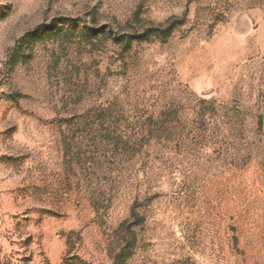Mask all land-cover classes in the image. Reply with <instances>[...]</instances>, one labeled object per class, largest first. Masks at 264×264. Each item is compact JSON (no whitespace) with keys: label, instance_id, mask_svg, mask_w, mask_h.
Instances as JSON below:
<instances>
[{"label":"rangeland","instance_id":"374dc122","mask_svg":"<svg viewBox=\"0 0 264 264\" xmlns=\"http://www.w3.org/2000/svg\"><path fill=\"white\" fill-rule=\"evenodd\" d=\"M0 264H264V0H0Z\"/></svg>","mask_w":264,"mask_h":264},{"label":"trees","instance_id":"16d2710c","mask_svg":"<svg viewBox=\"0 0 264 264\" xmlns=\"http://www.w3.org/2000/svg\"><path fill=\"white\" fill-rule=\"evenodd\" d=\"M175 26H176L175 24H172V25L166 27L165 30L162 31L163 35L165 37L170 36L173 33L174 29L176 28ZM157 31L161 32L160 29H158ZM146 36L147 35H144L143 37L146 38ZM143 37H141V35H138V36L126 35V36H123V38H121V40H126L127 39V42H132L133 40H139V39H141Z\"/></svg>","mask_w":264,"mask_h":264}]
</instances>
